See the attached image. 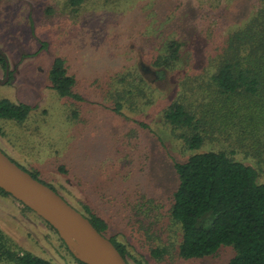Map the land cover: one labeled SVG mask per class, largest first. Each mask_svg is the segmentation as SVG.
Instances as JSON below:
<instances>
[{"label": "rangeland", "instance_id": "obj_1", "mask_svg": "<svg viewBox=\"0 0 264 264\" xmlns=\"http://www.w3.org/2000/svg\"><path fill=\"white\" fill-rule=\"evenodd\" d=\"M261 2L0 0V48L10 55L12 73L0 84V100L34 106L24 121L0 118V146L79 211L90 215L87 206L103 218L105 235L123 245L130 264H228L235 255L230 245L200 258L179 255L181 231L170 216L179 182L174 162L194 151L180 135L185 130L172 128L163 111L181 97L201 109L198 86L209 63ZM169 39L181 42L182 57L160 77L154 60ZM58 56L66 59L83 100L52 88L49 73ZM129 71L146 81L119 82ZM118 94L121 112L115 109ZM258 118L260 130L215 132L200 151H226L256 166L264 159V110ZM0 232L20 252L57 264L82 262L50 224L1 192Z\"/></svg>", "mask_w": 264, "mask_h": 264}, {"label": "trees", "instance_id": "obj_2", "mask_svg": "<svg viewBox=\"0 0 264 264\" xmlns=\"http://www.w3.org/2000/svg\"><path fill=\"white\" fill-rule=\"evenodd\" d=\"M82 2L72 0L75 5ZM260 7L244 26L227 36L220 52L209 63L206 77L198 86L202 102L197 101L201 109L190 106L181 97L163 111L165 121L172 128L185 130L180 135L194 151L186 160L174 162L179 182L170 208V216L181 231L179 255L185 259L205 257L223 245H230L235 255L228 264H264V181L260 180L264 159L256 160L254 166L232 158L226 151H200L206 137L215 132L234 133V127L245 132L252 128L253 133L260 130L262 120L258 116L264 110V0ZM181 47L179 40H167L165 52L154 60L157 76L161 77L160 74L179 64ZM0 60L3 61L2 56ZM49 74L51 86L59 96L84 99L75 90L77 79L69 73L64 57L55 58ZM142 76L129 71L119 75L118 81L131 84L146 81ZM150 90L154 93L155 89L150 87ZM121 99L122 94H118L115 107L118 112L123 107ZM33 109L34 106L26 102L0 100V118L21 122ZM239 141L242 140L237 137ZM259 152L254 149V154L259 155ZM30 172L43 181L37 172ZM0 192L13 197L2 188ZM85 207L90 215L83 214L105 234L107 222ZM110 239L127 259L123 245L115 238ZM153 254L159 255L160 251L154 250ZM5 261L57 264L29 252H20L8 245L0 232V262Z\"/></svg>", "mask_w": 264, "mask_h": 264}, {"label": "water", "instance_id": "obj_3", "mask_svg": "<svg viewBox=\"0 0 264 264\" xmlns=\"http://www.w3.org/2000/svg\"><path fill=\"white\" fill-rule=\"evenodd\" d=\"M0 188L29 207L58 232L86 264H129L112 240L47 183L35 178L0 148Z\"/></svg>", "mask_w": 264, "mask_h": 264}, {"label": "flooded vegetation", "instance_id": "obj_4", "mask_svg": "<svg viewBox=\"0 0 264 264\" xmlns=\"http://www.w3.org/2000/svg\"><path fill=\"white\" fill-rule=\"evenodd\" d=\"M0 56H2L3 58V61L0 60V63L3 67H5V78L2 80L1 77H0V84H5L8 82V80L10 79L12 73H11V68H10V55H8L5 51H3L1 48H0ZM55 60V59H54ZM54 62V61H53ZM53 65V64H52ZM8 99V98H7ZM18 103V102H16ZM0 148L9 156L11 157L16 163H18L19 165H21L18 161H16L8 152H6L1 146ZM22 166V165H21ZM23 167V166H22ZM26 169V168H25ZM56 189V188H55ZM56 191H58L56 189ZM58 193H60L58 191ZM61 194V193H60ZM63 196V195H62ZM65 198V197H64ZM67 200V199H66Z\"/></svg>", "mask_w": 264, "mask_h": 264}]
</instances>
